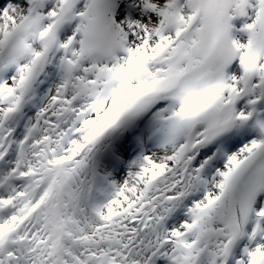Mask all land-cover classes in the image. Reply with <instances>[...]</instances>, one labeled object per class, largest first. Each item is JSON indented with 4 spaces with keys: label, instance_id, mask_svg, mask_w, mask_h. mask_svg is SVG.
I'll use <instances>...</instances> for the list:
<instances>
[{
    "label": "snow or ice",
    "instance_id": "6c2138e0",
    "mask_svg": "<svg viewBox=\"0 0 264 264\" xmlns=\"http://www.w3.org/2000/svg\"><path fill=\"white\" fill-rule=\"evenodd\" d=\"M0 264H264V0H0Z\"/></svg>",
    "mask_w": 264,
    "mask_h": 264
}]
</instances>
